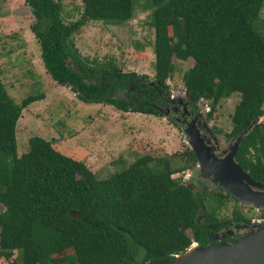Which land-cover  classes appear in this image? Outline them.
Returning <instances> with one entry per match:
<instances>
[{"label": "trees", "instance_id": "16d2710c", "mask_svg": "<svg viewBox=\"0 0 264 264\" xmlns=\"http://www.w3.org/2000/svg\"><path fill=\"white\" fill-rule=\"evenodd\" d=\"M46 74L85 104L123 113L169 118L173 60L193 64L183 77L186 107L205 103L210 117L221 100H239L228 140L241 137L235 162L264 185V0H150L154 30V80L82 58L73 36L88 22L122 25L132 0H81V16L65 23L58 0H23ZM16 103L0 79V260L10 264H147L173 259L197 243L231 242L241 226L264 225L235 209L217 211L230 194L197 191L172 178L196 167L192 150L154 159L137 157L123 170L98 179L82 162L35 136L17 154L22 111L42 100ZM187 109V108H184ZM173 124L174 122L171 121ZM235 226L238 228L236 229ZM227 231L232 235L225 234ZM16 253V255H15ZM138 260L139 262H137Z\"/></svg>", "mask_w": 264, "mask_h": 264}, {"label": "rangeland", "instance_id": "374dc122", "mask_svg": "<svg viewBox=\"0 0 264 264\" xmlns=\"http://www.w3.org/2000/svg\"><path fill=\"white\" fill-rule=\"evenodd\" d=\"M58 1L65 23L80 18L81 0ZM149 2L132 0V19L122 25L91 21L82 27L73 36V43L82 58L91 64L113 65L123 72H135L153 81L154 30ZM34 22L23 0H0V79L16 103L27 96L43 97L25 108L18 120V156L28 151V140L38 136L51 142L61 154L82 161L98 179H104L123 170L139 156L148 155L157 159L191 150L186 133L190 126L196 129L215 158L222 159L230 152L237 138L228 140L226 136L232 130L231 116L239 100L237 94L221 100L210 117L207 105L196 103L195 110L197 112L199 106V115L190 116L186 119L187 123L165 117L123 113L108 105L82 103L69 88L57 85L46 74L39 45L31 31ZM262 22L264 7L257 25L261 26ZM173 63L174 72L167 80L168 95L178 101L179 106L185 105L183 77L193 62L190 59H174ZM259 121L264 123V116ZM206 131L213 140L222 143L221 149L217 151L211 147V140L204 138L203 132ZM185 172L187 175L185 173L177 180L183 184L193 183L197 191L206 186L213 195L220 196V193L225 198L227 193L230 194L213 177L201 172L198 164ZM235 209L255 222L253 224L261 221L258 209L229 197L218 209L217 216L228 219ZM0 264L10 263L0 260Z\"/></svg>", "mask_w": 264, "mask_h": 264}, {"label": "water", "instance_id": "95a60500", "mask_svg": "<svg viewBox=\"0 0 264 264\" xmlns=\"http://www.w3.org/2000/svg\"><path fill=\"white\" fill-rule=\"evenodd\" d=\"M186 133L189 137L188 144L192 145L191 150L201 172L213 177V180L236 200L252 205L258 210L264 209V185L251 179L234 160L241 137L236 139L224 158L217 159L212 156L210 148L204 144L196 129L190 126ZM241 228H245L247 233L231 242L221 240L206 246L193 243L198 245L197 251L190 246L185 253L178 254L171 260H154L147 264H264V225ZM258 231L261 234H255ZM226 234L233 233L227 231L221 236ZM245 236L248 238L243 240Z\"/></svg>", "mask_w": 264, "mask_h": 264}, {"label": "flooded vegetation", "instance_id": "af4514ba", "mask_svg": "<svg viewBox=\"0 0 264 264\" xmlns=\"http://www.w3.org/2000/svg\"><path fill=\"white\" fill-rule=\"evenodd\" d=\"M169 105H168V110H172V109H174L175 111H173L172 113H170V115H168L169 116V119H171V120H177V121H179V122H184V123H187V120H188V118H190V116L192 117H194V115L197 113V115H199V109H198V107H197V112H196V110H195V104H194V106L193 107H187V109H184V106H182V105H178V101H175L174 100V98H170L169 97ZM187 119V120H186ZM204 133V138L205 139H210L211 140V142H212V144H211V147L213 148V149H215V150H219V149H221V142L219 141V140H213L214 138L211 136V134L208 132V131H206V132H203ZM203 135V134H202ZM244 232H238V236H240V235H242Z\"/></svg>", "mask_w": 264, "mask_h": 264}, {"label": "built area", "instance_id": "2783aa9c", "mask_svg": "<svg viewBox=\"0 0 264 264\" xmlns=\"http://www.w3.org/2000/svg\"><path fill=\"white\" fill-rule=\"evenodd\" d=\"M209 110V108H208V106L206 107V111H208ZM188 171V170H187ZM186 173V175H187V172H185V171H183V172H180V173H176V174H174L173 176H172V178H174V179H177V177H181L183 174H185Z\"/></svg>", "mask_w": 264, "mask_h": 264}, {"label": "bare ground", "instance_id": "6f19581e", "mask_svg": "<svg viewBox=\"0 0 264 264\" xmlns=\"http://www.w3.org/2000/svg\"><path fill=\"white\" fill-rule=\"evenodd\" d=\"M255 234H261V232L258 231V232L255 233ZM253 235H254V234H253ZM243 238H244L243 240H245L246 238H248V236H245V237H243ZM190 248H193V250H196V251L199 249L197 244H192Z\"/></svg>", "mask_w": 264, "mask_h": 264}]
</instances>
